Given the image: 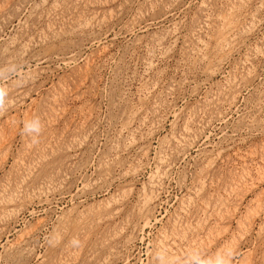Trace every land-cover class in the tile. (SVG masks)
Segmentation results:
<instances>
[{"label": "rangeland", "instance_id": "1", "mask_svg": "<svg viewBox=\"0 0 264 264\" xmlns=\"http://www.w3.org/2000/svg\"><path fill=\"white\" fill-rule=\"evenodd\" d=\"M0 89V264H264V0H0Z\"/></svg>", "mask_w": 264, "mask_h": 264}, {"label": "clouds", "instance_id": "2", "mask_svg": "<svg viewBox=\"0 0 264 264\" xmlns=\"http://www.w3.org/2000/svg\"><path fill=\"white\" fill-rule=\"evenodd\" d=\"M5 91L3 89H0V104L4 103V96H5ZM32 121H39L38 119L36 120H32ZM34 127L33 123H30V121L25 122L23 130H22V134L26 135V133ZM38 142L35 138L33 139V143ZM230 256V253L228 254H218L217 257L215 258L214 261H209V262H203V261H199V264H228V257Z\"/></svg>", "mask_w": 264, "mask_h": 264}]
</instances>
